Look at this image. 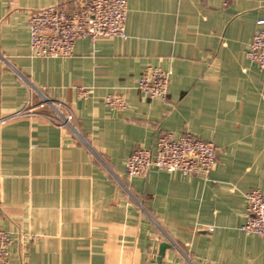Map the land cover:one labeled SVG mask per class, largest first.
Instances as JSON below:
<instances>
[{
	"label": "crops",
	"instance_id": "obj_1",
	"mask_svg": "<svg viewBox=\"0 0 264 264\" xmlns=\"http://www.w3.org/2000/svg\"><path fill=\"white\" fill-rule=\"evenodd\" d=\"M127 2L126 40L79 39L72 57L41 58L31 11L80 0H0V120L25 107L32 84L70 107L88 141L43 116L0 123L8 264H264V236L240 230L246 193L264 192V70L247 59L264 0ZM149 66L171 71L166 100L136 89ZM79 87L95 93L79 98ZM112 93L127 110L104 104ZM185 132L219 149L207 179L152 169L126 180L135 149Z\"/></svg>",
	"mask_w": 264,
	"mask_h": 264
},
{
	"label": "built area",
	"instance_id": "obj_2",
	"mask_svg": "<svg viewBox=\"0 0 264 264\" xmlns=\"http://www.w3.org/2000/svg\"><path fill=\"white\" fill-rule=\"evenodd\" d=\"M219 1L224 7L231 2ZM127 15V0H80L79 6L73 10L61 4L33 10L28 18L31 54L41 58H67L74 55L75 43L79 39L104 37L126 40ZM257 24L259 28L247 50V59L264 70V19ZM170 80L171 71L149 66L137 79L136 89L148 99L166 100ZM94 93V89L89 87L77 89V96L82 99H88ZM35 97L38 99L36 104ZM102 100L113 110L125 111L128 108L127 99L122 93L107 94ZM24 116H43L51 124L69 129L77 140L88 144L70 107L62 101L51 99L32 84L31 96L25 107L1 119L0 123ZM218 155L219 149L215 143L202 140L190 132L178 137L173 133H164L159 136L154 149L139 147L133 151L125 164V178L129 181L135 177H147L152 169H157L207 179L218 163ZM113 176L128 189L123 178ZM246 203V219L240 230L264 236V192L260 189L247 192ZM13 242V235L0 229V264L9 263Z\"/></svg>",
	"mask_w": 264,
	"mask_h": 264
},
{
	"label": "water",
	"instance_id": "obj_3",
	"mask_svg": "<svg viewBox=\"0 0 264 264\" xmlns=\"http://www.w3.org/2000/svg\"><path fill=\"white\" fill-rule=\"evenodd\" d=\"M170 245L169 244H164L163 246H162V249H161V254H164V250L166 249V248H168Z\"/></svg>",
	"mask_w": 264,
	"mask_h": 264
}]
</instances>
